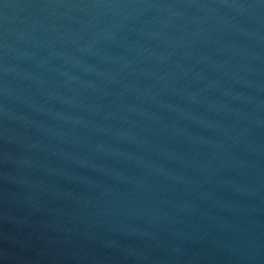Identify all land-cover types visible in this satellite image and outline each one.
<instances>
[{
    "label": "water",
    "instance_id": "95a60500",
    "mask_svg": "<svg viewBox=\"0 0 264 264\" xmlns=\"http://www.w3.org/2000/svg\"><path fill=\"white\" fill-rule=\"evenodd\" d=\"M0 264H264V0H0Z\"/></svg>",
    "mask_w": 264,
    "mask_h": 264
}]
</instances>
